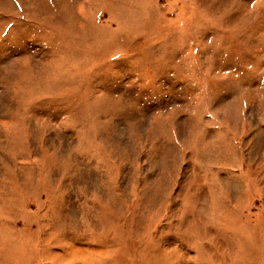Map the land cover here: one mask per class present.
<instances>
[{
  "label": "rangeland",
  "instance_id": "rangeland-1",
  "mask_svg": "<svg viewBox=\"0 0 264 264\" xmlns=\"http://www.w3.org/2000/svg\"><path fill=\"white\" fill-rule=\"evenodd\" d=\"M0 264H264V0H0Z\"/></svg>",
  "mask_w": 264,
  "mask_h": 264
}]
</instances>
